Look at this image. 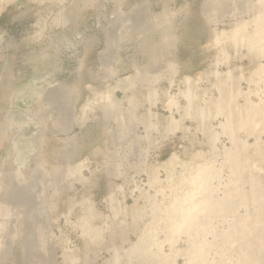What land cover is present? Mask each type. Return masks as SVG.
I'll list each match as a JSON object with an SVG mask.
<instances>
[{"label":"rangeland","instance_id":"374dc122","mask_svg":"<svg viewBox=\"0 0 264 264\" xmlns=\"http://www.w3.org/2000/svg\"><path fill=\"white\" fill-rule=\"evenodd\" d=\"M256 1L223 13L222 0H0V187L14 175L33 185L42 167L51 237L30 258L19 243L9 257L0 249V264H111L114 250L118 264H252L221 235L254 207L218 214L205 201L248 192L251 178L264 187ZM156 60L163 72L148 86L138 69ZM227 94L234 112L249 108L235 142L214 114ZM126 129L132 150L120 141ZM17 151L27 161L16 162ZM27 198L15 225L25 217L37 232L36 198ZM190 212L196 220L183 224ZM257 215L264 226V205Z\"/></svg>","mask_w":264,"mask_h":264},{"label":"bare ground","instance_id":"6f19581e","mask_svg":"<svg viewBox=\"0 0 264 264\" xmlns=\"http://www.w3.org/2000/svg\"><path fill=\"white\" fill-rule=\"evenodd\" d=\"M222 1L224 3L222 8L224 9H222L221 12L223 13H230L231 11L232 12L237 11L239 13H247L250 10L249 8H247V4L250 2V1L248 2V0H232V1L222 0ZM217 8H219V6H215V8L213 6L212 11L216 12ZM251 10L252 12L257 13L255 15V21L257 25L258 26L263 25L264 0H257L256 4L251 5ZM58 23H61V21H59ZM158 56L159 55H157L156 59L159 58ZM110 60L112 61V59ZM110 60H108L107 63ZM111 63H108V66H111ZM173 67H175L174 64H173ZM173 67H170V68H173ZM162 72L163 71L160 70V67L159 65H157V60H156V62H152L149 68L138 69L137 77L143 83H148V86H149L150 84L149 82H152L153 79L157 80L158 77L162 75ZM55 93H57L56 97L62 96V91H61V95H59L57 91H54V94ZM32 94L37 97L40 96V94L35 91L34 92L32 91ZM221 97L222 99H220V101L217 103L218 105H216L215 107L214 114L216 116L217 115L225 116L226 121L224 125V132L229 134L230 139L235 142V137H234V133L236 130L235 127L237 123L239 126V123H241V125L245 124V122L249 119V115H248L249 108H246L244 111L239 110L237 112H234L232 105H230L229 102L227 103V100H231V95L227 94L225 96L222 95ZM200 114L202 116H205V114L209 115V112L201 111ZM72 115H74L73 112H72ZM128 115L130 117L129 119L130 124L134 126V124L136 123L135 118L132 117L131 113H129ZM106 116L107 115L105 114V117ZM120 116L122 117L117 118L116 119L117 122L123 121V115H120ZM82 119H84L83 116H82ZM168 123H170V126L172 128L174 126L173 124H176L174 120H171ZM13 127L14 126L12 125V123L10 122L7 123L5 125L4 132L10 131L11 128ZM171 127H169L168 130H171L172 129ZM119 136H120V141L122 143L125 141L130 142L126 144L130 148V150L135 148L136 143L134 142L136 139L133 136H131V131L129 132L128 129L124 131L122 130V132L119 133ZM114 142L116 144L119 143V139L117 140L116 136H115ZM237 149H238V152L240 150L242 151L244 149V145H239ZM28 158H29L28 154L20 155L18 151L15 153V161L18 163L19 162L23 163L27 161L26 159ZM232 166L234 168V171H238V173L241 172L239 161H237L236 158L233 159ZM43 173H44V169L39 166L38 169H36L35 176L32 177L35 180V184L33 185L31 184L28 186L21 185L20 183L22 182V180L20 179V176L14 175L13 177L10 176L9 178L10 180L7 186L2 185V187H6L5 191H3L2 187H0V238H1L0 241H2L5 245L2 248L0 246V249L5 248V251L3 252L5 253L7 252L8 254L7 257L10 256L11 250L13 249L15 245H17V243H19L21 251L22 253H24V258H30L31 256L29 253L33 252V250L41 253L44 249V244L51 242L49 241L51 240L50 233H49L50 230L46 224L47 222L46 220L49 219L48 218L49 216L47 214L48 210L45 209V205L48 203V201L44 199V196H46V193L44 190L46 185L44 184V179L42 177ZM250 182H251L250 191L244 193V192H241L240 189H235V191L231 189L230 193L229 194L227 193L228 195L225 194L226 196L224 195L225 197L223 196L222 199L219 198L220 200L219 199L218 200L207 199L205 201V207L215 208V211L218 214H224L226 212H234L236 208H238L241 205L251 204L254 207L252 216L250 215V217L247 216L248 218L246 217L245 219H239L232 225V228L228 232L223 233L221 236L224 238V241L233 239L237 243L236 251L240 257L244 256V258L247 259L252 264H259L261 262L259 261L261 258L260 255L264 253V239H262V234L264 232V226L258 227L257 224H260L263 221L258 217L257 214L260 211L261 207L264 205V187L261 184H259L255 178H251ZM238 184H239V179L234 182L233 186H236ZM0 186H1V183H0ZM31 186H33V189L31 192L28 193V190H24V188H29ZM29 195H31V197L34 199L36 198L35 204L38 205V208L36 209V211H38L37 218H35L36 215L33 217V219L35 220L37 219L38 226H37V230H35L37 232H32V228H31L32 225H30V223L28 224L25 223V217H23L22 220L20 221V222L24 221V223L15 225L16 218L19 219L18 217L20 216V215H17V211L20 210V208H18V205L19 203L26 204L28 202L27 197H29ZM85 217L87 219L94 220L98 217V215L95 214V212L92 211V209H89L85 213ZM195 220L196 218L194 217V213L190 212L188 214L187 220L184 221L183 224H186L188 222L189 223L194 222ZM42 230L46 232L44 233L42 232ZM239 233L244 234L246 238H249L251 236L254 238L251 240L249 239L242 240L240 237H238ZM29 234L30 235L33 234L34 236L32 237V239L25 240L24 239L25 237H30ZM135 251L137 250L134 249L132 253H135ZM117 255H118L117 250H114V254L112 258L114 261L111 264H118L117 260L119 259V256ZM35 257L36 256H34V258ZM0 258H2L1 255H0ZM156 264H158V262Z\"/></svg>","mask_w":264,"mask_h":264}]
</instances>
